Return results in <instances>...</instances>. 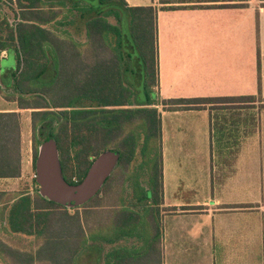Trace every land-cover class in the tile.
<instances>
[{"label": "trees", "instance_id": "16d2710c", "mask_svg": "<svg viewBox=\"0 0 264 264\" xmlns=\"http://www.w3.org/2000/svg\"><path fill=\"white\" fill-rule=\"evenodd\" d=\"M0 4L12 19L0 17V52L13 47L17 56L11 78L1 79L13 93L0 86V96L18 110H32L33 166L38 146L48 138L56 141L69 184L79 183L100 153H118L99 192L71 209L43 197L35 178L32 192L0 190V230L32 237L21 247L0 235V258L8 264H79L80 256L97 250L99 242L134 236L141 213L147 217L161 202L155 9L125 0ZM218 100L223 99L179 98L163 104L199 109ZM20 118V112H0V179L21 175ZM104 260L160 264L152 251L129 248L110 250Z\"/></svg>", "mask_w": 264, "mask_h": 264}, {"label": "crops", "instance_id": "0c3cea01", "mask_svg": "<svg viewBox=\"0 0 264 264\" xmlns=\"http://www.w3.org/2000/svg\"><path fill=\"white\" fill-rule=\"evenodd\" d=\"M125 1L155 9L162 196L134 236L97 244L98 264L124 248L160 264H264V0ZM15 65L1 64L0 84ZM179 98L223 100L163 104Z\"/></svg>", "mask_w": 264, "mask_h": 264}, {"label": "water", "instance_id": "95a60500", "mask_svg": "<svg viewBox=\"0 0 264 264\" xmlns=\"http://www.w3.org/2000/svg\"><path fill=\"white\" fill-rule=\"evenodd\" d=\"M117 161L118 153L104 151L92 160L79 183L69 184L62 175L56 141L48 138L38 146L34 177L43 197L67 207L80 206L99 192Z\"/></svg>", "mask_w": 264, "mask_h": 264}, {"label": "rangeland", "instance_id": "374dc122", "mask_svg": "<svg viewBox=\"0 0 264 264\" xmlns=\"http://www.w3.org/2000/svg\"><path fill=\"white\" fill-rule=\"evenodd\" d=\"M6 15L9 18V22L12 21L10 13L5 10V7L0 4V17ZM113 21L112 18H110ZM81 42V41H79ZM156 44V42H155ZM157 50V46H156ZM8 65L12 66L15 65V61L9 59L8 61H2V66ZM51 71V70H50ZM50 75L52 73L50 72ZM138 79L135 80V85L137 86ZM2 83V82H1ZM3 86L4 93L8 95L13 93V90L6 87L5 83L0 84ZM155 91V90H154ZM0 107H9L14 108L15 104L7 103L3 99H0ZM31 109L21 110V118H20V125H21V175L19 178L9 182L7 185L2 187L9 189V190H18V191H33V178L35 175V167L32 163V147H31V126H30V116ZM46 140V139H44ZM43 140V141H44ZM42 141V142H43ZM71 209L72 207H68ZM0 235L5 238L10 244L12 245H19L21 247H25L32 241V237H27L21 234H13L8 233L5 231L0 230ZM97 252L95 250H88L87 252L83 253L79 258V264H97ZM0 264H8V262L2 260L0 258Z\"/></svg>", "mask_w": 264, "mask_h": 264}, {"label": "built area", "instance_id": "2783aa9c", "mask_svg": "<svg viewBox=\"0 0 264 264\" xmlns=\"http://www.w3.org/2000/svg\"><path fill=\"white\" fill-rule=\"evenodd\" d=\"M35 176V175H34Z\"/></svg>", "mask_w": 264, "mask_h": 264}]
</instances>
